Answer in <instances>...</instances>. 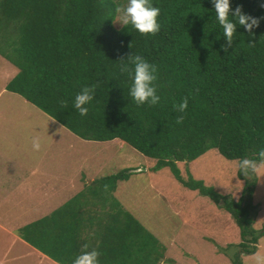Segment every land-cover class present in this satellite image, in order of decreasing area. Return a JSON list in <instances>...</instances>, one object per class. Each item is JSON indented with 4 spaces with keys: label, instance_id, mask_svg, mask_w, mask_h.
I'll return each instance as SVG.
<instances>
[{
    "label": "trees",
    "instance_id": "1",
    "mask_svg": "<svg viewBox=\"0 0 264 264\" xmlns=\"http://www.w3.org/2000/svg\"><path fill=\"white\" fill-rule=\"evenodd\" d=\"M150 3L160 9V30L154 35L141 34L131 24L115 28L118 0H0V56L17 70L5 90L81 140L118 139L154 160L151 171L166 167L183 188L229 215L239 237L231 264H242L239 255L253 254L258 239L264 237V227H252L255 175L245 178L237 169L243 184L239 198L233 200L190 175L182 178L176 162L193 161L211 149L230 161L259 160L255 153L264 149V20L252 34L237 24L228 46L213 0ZM229 3L232 10L242 4L245 13L264 16L259 6L264 0ZM129 55H139L157 68L158 104L138 105L129 95L133 74L120 70ZM92 85H97L94 98L85 106L88 114L81 116L75 97ZM185 97L188 106L180 112L175 106ZM180 116L183 122L178 124ZM129 172L122 169L88 187L92 196L108 200L118 210V218L111 220L118 224L124 258L108 253L106 261L154 264L163 249L109 199L116 181L127 180ZM72 223L64 208L23 226L18 236L53 261L74 264L82 254L74 250Z\"/></svg>",
    "mask_w": 264,
    "mask_h": 264
},
{
    "label": "rangeland",
    "instance_id": "2",
    "mask_svg": "<svg viewBox=\"0 0 264 264\" xmlns=\"http://www.w3.org/2000/svg\"><path fill=\"white\" fill-rule=\"evenodd\" d=\"M127 2L118 0V5ZM118 16L116 12L112 23L115 28L121 26L116 23ZM5 72L14 74L15 68L0 57V89L8 80ZM4 92L0 96V156L20 158L23 163L27 158L30 168L34 160L42 158L40 172L55 179L63 174H84L91 169L94 173L96 163L101 164L100 159L107 158L108 162L98 175L130 170L128 180L117 184L113 197H118L125 209L138 214L147 230L152 233L160 230L161 235H165L162 241L176 264H231L238 252L239 237L227 213L195 191L183 188L166 167L151 171L154 160L140 155L120 140L81 143L75 135H60L57 133L63 130L60 125L16 94ZM5 110L10 114L3 115ZM37 137L41 145L39 150L33 148V140ZM0 160L6 164V159ZM238 164V161L226 160L211 149L193 161L176 162V167L182 178L190 175L216 192L237 200L243 184L236 176ZM255 177L252 204L256 207V214L252 227L259 230L264 227V176ZM168 196H172L174 209L169 208ZM138 204L143 206L139 207L141 212L136 210ZM171 237L173 242L167 245ZM258 251L264 252V237L258 239L253 254H240L239 260L242 264H254L253 255Z\"/></svg>",
    "mask_w": 264,
    "mask_h": 264
},
{
    "label": "crops",
    "instance_id": "3",
    "mask_svg": "<svg viewBox=\"0 0 264 264\" xmlns=\"http://www.w3.org/2000/svg\"><path fill=\"white\" fill-rule=\"evenodd\" d=\"M16 72V68L14 74L7 75V72H5L4 75L8 76V80L4 87L0 89V96L5 93L7 82ZM2 114L9 115L10 112L5 110ZM62 129L63 132L58 130L57 133L60 135L62 133L63 135H66L65 133L73 135L65 128L62 127ZM81 143H86V141L81 140ZM0 159H6V164L0 160V264H59L19 238L18 230L33 221L48 217L50 214L64 208L67 210V218L70 217L73 222L71 232L73 231L75 235L74 250L77 251L76 253L85 254L93 249L101 252L104 248V258H97L98 264H109L106 261L109 256L108 253H110V256L113 253L114 258H124L123 246L119 249L118 224L111 220V217L118 216L116 206L108 200L92 196L88 189L94 181L106 177L99 176L98 173L99 170H102L101 167L105 166L104 163L108 162L107 158H99L101 164L100 162L96 163L97 168L94 173L92 169L84 172L81 167H78V170L84 172V174L80 173L75 176L74 174H68L67 176L63 174L59 178L56 177V179L54 176H45L40 172L41 165L39 164H42V158L34 160L31 168L27 164V158L25 163L22 162L23 159H14V157L0 156ZM124 181H116L113 190L109 193V196L112 197V199L109 198L110 201H116L117 207L127 211L138 225L156 240L160 249H163L161 257L154 264H176L168 255L169 251L167 252L164 241H162L165 235H161L160 230L155 231V233L147 230L142 225L140 218L137 216L138 214L135 215L134 211L130 212L125 209L123 207L125 205L120 203V199L113 197L117 184ZM80 194H83V196L74 202L75 197ZM168 199L170 210L174 209L172 196H168ZM67 205L69 207H66ZM154 206L157 208V205ZM139 207L143 206L138 204L136 208L141 212ZM164 209H166V206H164ZM111 231L114 233L111 234ZM172 242L173 238L171 237L167 240V245ZM74 259H76V256Z\"/></svg>",
    "mask_w": 264,
    "mask_h": 264
},
{
    "label": "clouds",
    "instance_id": "4",
    "mask_svg": "<svg viewBox=\"0 0 264 264\" xmlns=\"http://www.w3.org/2000/svg\"><path fill=\"white\" fill-rule=\"evenodd\" d=\"M216 15L219 24L223 28V35L228 42V46L232 45L233 34L236 32L237 24L243 26L245 30L252 34L253 27H259L260 21L264 20V16L254 17L243 11V5L238 4L234 10L231 9L229 0H213ZM264 8V3L259 5ZM115 11L119 14L116 23L122 27L129 24L133 25L141 34H155L160 30V24L157 22V17L160 14V9L151 5L150 0H128L126 5H118ZM229 14L233 17L229 19ZM250 45L254 46V43ZM227 52V47L221 46ZM128 64L133 65L129 68L128 64L121 65V72H132L133 83L129 90V95L138 104L142 105L148 103L156 105L159 103L160 97L156 94L157 89L155 81L157 79V68L155 65L147 62L139 55H129ZM123 60V58L121 59ZM97 85L91 87H84L75 97V108L79 110L81 116L88 114V107L86 105L94 98ZM62 106H66L64 101L60 102ZM188 106V98L185 97L181 103L175 107L180 112H184ZM183 122V116L177 118V123ZM40 140L35 138L33 140V148L40 149ZM255 155H258L259 160L252 158H243L239 161L238 168L245 178H251L253 175L264 176V149L259 150ZM87 247V245H85ZM101 253L93 249L89 253L80 255L74 264H98L97 258ZM254 264H264V252H256L253 255Z\"/></svg>",
    "mask_w": 264,
    "mask_h": 264
}]
</instances>
